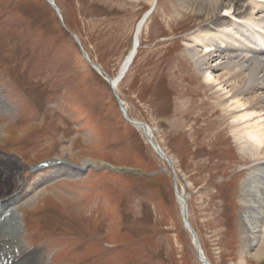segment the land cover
<instances>
[{
    "label": "rangeland",
    "instance_id": "1",
    "mask_svg": "<svg viewBox=\"0 0 264 264\" xmlns=\"http://www.w3.org/2000/svg\"><path fill=\"white\" fill-rule=\"evenodd\" d=\"M145 1L54 0L60 19L45 0H0V167L22 184L10 178L7 193L30 195L16 210L21 246L38 264H200L175 180L209 264H264V242L247 246L243 219L264 156L239 150L229 114L183 59L192 15L171 20L170 0ZM144 16L116 93L168 161L85 60L116 77ZM48 159L80 172L45 181L59 169H35Z\"/></svg>",
    "mask_w": 264,
    "mask_h": 264
},
{
    "label": "bare ground",
    "instance_id": "2",
    "mask_svg": "<svg viewBox=\"0 0 264 264\" xmlns=\"http://www.w3.org/2000/svg\"><path fill=\"white\" fill-rule=\"evenodd\" d=\"M48 1L56 5L54 0ZM151 1L156 6L158 0ZM57 12L56 15L61 19L58 8ZM169 12L171 20L192 15L197 22L196 29L191 34L192 41L184 43L183 59L188 61L209 90L214 92L219 100L217 105L220 107L219 110L229 114L233 139L239 144V150L250 158L264 156V0H170ZM147 17L144 16L136 26L134 48L124 58L116 77H108L99 66L90 62L81 50L87 63L90 62L100 70L99 72L91 66L107 78V83L109 81L112 84L115 92L137 55L140 35ZM121 107L122 116L141 132L158 157L168 161L163 149L153 141L152 129L144 123L131 121L122 103ZM3 108V100L0 98V112ZM5 137L7 136L0 135V139ZM258 160L264 161V158ZM54 166L49 168L55 169L56 165ZM57 167L59 169L45 181L54 176L66 175L68 172H80L78 167L63 168L59 165ZM258 167L256 173H253L255 175L251 174L253 176L246 184L249 206L244 208L243 219L251 225L246 231L245 239L249 247L254 246L258 239L264 242V163L260 162ZM10 178L17 183L16 190H19L22 184L19 183L21 181L18 176L16 177L11 170H3L0 167V264H38V253H27L21 246L23 235L16 211L19 205L31 204L30 195L18 191L7 193ZM256 184L263 189L258 191ZM176 191L181 214L185 213L188 220L187 199L177 189ZM186 229L190 233L187 226ZM192 239L196 255L197 252L199 255L197 258L199 263L209 264L203 255L198 237L196 241L192 235Z\"/></svg>",
    "mask_w": 264,
    "mask_h": 264
},
{
    "label": "water",
    "instance_id": "3",
    "mask_svg": "<svg viewBox=\"0 0 264 264\" xmlns=\"http://www.w3.org/2000/svg\"><path fill=\"white\" fill-rule=\"evenodd\" d=\"M45 1H46L47 4H48V5L54 10V12H55L56 14H58V12H57V8H56L53 4H51L48 0H45ZM71 36H72V38L74 39V41L78 44V42H77V40L75 39V37H74L72 34H71ZM79 48H80V46H79ZM80 50H81V48H80ZM81 52H82V51H81ZM86 61H87V60H86ZM88 64H89L90 66L95 67V66H94L93 64H91L90 62H88ZM95 69H97V68L95 67ZM97 70H98V69H97ZM98 71L100 72V70H98ZM108 84H109V87H110L111 91L113 92V94H114V96H115V98H116L118 104H119V107H120L121 113L123 114L120 100L118 99V97H117V95H116V92L114 91V88L112 87V84H111L109 81H108ZM124 118L126 119V121H127L128 123H130V122L127 120L126 117H124ZM49 163H52V162L49 161V162H46V163H44V164L49 165ZM168 165L170 166L171 164H168ZM174 191H175V194L177 195L176 186H175V180H174ZM177 197H178V196H177ZM182 221H183V223H184V226H185V227H186V226L188 227V229L190 230L191 235H193V237L196 238V241H197L196 234H195V232L193 231L191 225L189 224V222H188V220H187V216H186L185 213H184V215H182ZM197 250H198V249H197ZM197 258H199L198 252H197Z\"/></svg>",
    "mask_w": 264,
    "mask_h": 264
}]
</instances>
